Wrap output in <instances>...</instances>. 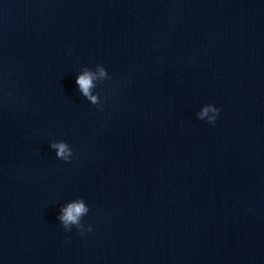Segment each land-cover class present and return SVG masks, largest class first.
Instances as JSON below:
<instances>
[{
  "label": "clouds",
  "instance_id": "9594fccd",
  "mask_svg": "<svg viewBox=\"0 0 264 264\" xmlns=\"http://www.w3.org/2000/svg\"><path fill=\"white\" fill-rule=\"evenodd\" d=\"M71 50H69L70 52ZM106 79H109L107 70L100 64L96 65L95 71L88 67H83L82 72L77 75L76 84L78 90L84 98H86L92 105L102 108L100 94L93 93V89L97 86V83H103ZM220 113V109L213 104L204 105L200 111L196 113V117L199 120H203L209 124H215L217 116ZM50 148L55 150V155L58 159L64 162H70L73 157V150L69 144L63 140L51 141ZM90 209L86 205L83 198H77L66 205L61 206L58 220L62 224L66 232H70L73 227L78 231V234L85 235V226L81 223L84 216L89 213ZM87 232L92 231V226H87Z\"/></svg>",
  "mask_w": 264,
  "mask_h": 264
}]
</instances>
